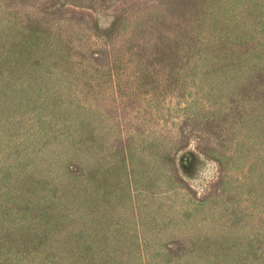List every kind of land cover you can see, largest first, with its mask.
I'll use <instances>...</instances> for the list:
<instances>
[{"label":"rangeland","instance_id":"obj_1","mask_svg":"<svg viewBox=\"0 0 264 264\" xmlns=\"http://www.w3.org/2000/svg\"><path fill=\"white\" fill-rule=\"evenodd\" d=\"M0 264H264V0H0Z\"/></svg>","mask_w":264,"mask_h":264},{"label":"flooded vegetation","instance_id":"obj_2","mask_svg":"<svg viewBox=\"0 0 264 264\" xmlns=\"http://www.w3.org/2000/svg\"><path fill=\"white\" fill-rule=\"evenodd\" d=\"M190 158V157H189ZM185 159V158H184ZM187 162V161H186ZM190 162H193L192 164H193V169H195V166H196V164H198L197 162H198V160L197 159H195L194 157H191V159L187 162V163H185V165H189V163Z\"/></svg>","mask_w":264,"mask_h":264}]
</instances>
